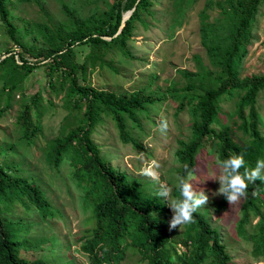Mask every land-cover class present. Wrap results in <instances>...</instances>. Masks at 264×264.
<instances>
[{
    "label": "trees",
    "instance_id": "16d2710c",
    "mask_svg": "<svg viewBox=\"0 0 264 264\" xmlns=\"http://www.w3.org/2000/svg\"><path fill=\"white\" fill-rule=\"evenodd\" d=\"M90 1L94 5L85 13L80 5L62 1L65 18L58 22H27V31L35 28L34 37H40L43 42L37 45L21 40L6 0H0L3 30L31 58L12 47L5 50L3 57L0 55V105L3 104L0 112L11 105L16 91L23 89L26 76L39 66L46 69V89L64 92L63 103L68 109L65 118L70 114L74 121L62 123L59 133L48 139L44 149L45 162L57 172L60 165L69 166L67 174L71 176L73 186L81 191V205L88 210L86 218L91 221L81 248L88 252L94 264L105 261L116 264L124 249L132 243L137 246L140 259L146 260L147 264H200L208 254L213 256L216 264H229L231 256L221 240L220 230L203 211L199 209L194 214L193 222L185 225L181 237H173L167 221L171 214L169 206L155 195L158 185H153L151 179L131 176L113 165L101 153L91 132L102 113L108 114L121 140L140 145L129 129L128 121L142 126L140 117L148 116L150 109L156 107V102L168 92L178 100L176 112L186 108L191 119L188 137L177 139L174 152L178 165L173 198L179 197L178 177L185 176L186 170L194 172L197 153L206 139L216 141L215 150L220 161L243 152L247 167H254L258 159H264V135L259 129L256 106L258 94L264 90V72L241 75L240 67L252 41L253 26L263 0H204L198 10V28L207 61L197 56L196 69L177 67L185 78L184 84L177 86L173 81L165 88L166 92L149 88V85L115 91L89 82V68L112 64L106 58L108 52L119 51L125 60L136 57L130 48V40L136 22L146 24L145 15L152 13L153 3V0ZM194 1L172 0L173 12L181 13L183 18ZM214 8L218 11L210 15V9ZM130 9L129 16L122 22L123 11ZM79 45L88 47L82 60L77 58ZM150 77L152 79L156 74L151 73ZM41 89L45 88L37 89L29 100H19L16 122L20 139L26 145H30L42 130ZM225 97L234 98L233 114L237 115L238 121H233L238 122L236 127L242 132V142L234 139L231 125L221 121L220 101ZM47 99L51 101L50 97ZM6 148L3 146V155L0 154V264H53L41 257L21 255V248H27L30 243L40 247L42 239L28 240L27 232L33 222L28 215L14 219L6 214L17 207V203L26 211L36 210L42 219L54 216L60 210L35 181L38 175L9 158ZM227 203L220 195L215 201L216 210L225 208ZM262 207L264 181L257 179L249 184L248 194L242 199L237 224L240 227L248 211L258 216L251 238L252 252L260 256H264ZM55 239L53 236L50 248ZM177 243L185 248H179ZM61 261V264H69V261Z\"/></svg>",
    "mask_w": 264,
    "mask_h": 264
},
{
    "label": "rangeland",
    "instance_id": "374dc122",
    "mask_svg": "<svg viewBox=\"0 0 264 264\" xmlns=\"http://www.w3.org/2000/svg\"><path fill=\"white\" fill-rule=\"evenodd\" d=\"M64 1L69 5L81 6L83 13L94 5L90 0H6L10 9V18L17 26V33L26 44L41 45L40 37L35 38V28L27 31V22L46 21L47 23L58 22L65 18L61 7ZM204 0H195L184 13L174 11L172 0H153L151 4L152 13L145 15L146 24L137 21L134 33L130 40V48L136 57L125 60L119 51H111L106 54L111 65L104 64L89 68V82L100 88H108L115 91L132 90L142 85H149V88H160L166 92V87L174 81L177 86L184 84L185 78L176 69L177 67L194 70L197 68V56L204 62L207 61L205 49L200 42L199 36V15L198 10L202 7ZM102 5L103 4H99ZM79 6V7H80ZM217 8L210 9V15H214ZM126 10L123 11V15ZM182 21L179 23V21ZM8 47L14 51L28 52L17 45L3 30L0 20V55L4 54ZM88 51L86 45L77 46V58L82 60ZM29 59L30 56H28ZM114 68V69H113ZM46 69L39 66L33 69L25 78L23 89L16 91L11 105L0 112V154L3 155V146H6L9 158L19 162L23 168L38 175L36 182L44 189L47 197L53 205L60 210L54 216H47L42 219L36 210L26 209L19 203L7 216L14 219L18 217L33 220L30 225L27 238L30 242L35 239H42L40 247L30 244L27 248H21V255L33 258L41 257L44 260L52 261L53 264H61V260L69 261V264H94L87 251L81 248L84 237L88 234L90 220L87 219L88 210L81 205L78 187H74L67 172L68 164L60 165V170H51L45 162V152L49 138L57 135L62 123H72L74 117L69 114L65 118L68 109L63 103V91L58 93L46 89ZM264 72V0L259 7L256 20L253 26V38L248 45V51L242 60L240 74H251ZM155 73L156 77H150ZM43 93L41 115L42 130L34 138L30 145H26L20 139V129L16 122V115L19 112V100H29V96L37 89ZM166 97L157 101V106L150 109L148 116H141V125H132L128 121L131 133L136 137L140 145L132 142H124L118 135L117 127L110 115L102 113L91 132L93 140L99 144L101 153L110 162L125 170L131 176L141 180L149 181L150 178L141 174L146 166L158 164L157 171L161 181L166 182L173 188L177 181L176 166L178 160L175 156L177 139H186L190 133V115L187 109L176 112L178 100L173 99L168 92ZM47 97L51 98L48 101ZM2 102V101H1ZM1 105H3L1 103ZM0 105V106H1ZM257 110L259 117V129L264 135V90H261L257 97ZM221 121H227L234 129V139L242 142V132L236 127L237 115L233 114L234 98L225 97L220 101ZM229 114V115H227ZM166 119L169 122V130L161 135L159 122ZM235 122V123H234ZM12 145V147H11ZM216 141L206 139L205 144L199 149L196 156V166L193 181L197 190L203 188L209 195V202L200 210L209 217L212 224L218 227L221 240L230 254L229 264H264V256L255 255L252 252V238L254 223L258 216L248 211L247 218L238 227L242 199L235 203H227V206L220 211L215 208V201L220 195L213 196L214 190L220 187L219 181L210 178L211 175H219V163L215 150ZM2 157V156H1ZM153 185H157L153 183ZM173 198V196L171 197ZM169 206V205H168ZM168 217V226L173 237H181L185 225L180 228H170V221L174 215ZM264 211V207H262ZM54 240L53 248L51 239ZM178 247L185 246L177 243ZM60 259V261L58 260ZM103 264H108L106 261ZM116 264H147L146 260L140 259V253L135 244H130L124 249L122 258ZM200 264H216L213 256L208 254Z\"/></svg>",
    "mask_w": 264,
    "mask_h": 264
},
{
    "label": "clouds",
    "instance_id": "9594fccd",
    "mask_svg": "<svg viewBox=\"0 0 264 264\" xmlns=\"http://www.w3.org/2000/svg\"><path fill=\"white\" fill-rule=\"evenodd\" d=\"M264 119V114H261ZM159 132L164 135L169 130V122L161 119L159 122ZM158 164L146 166L141 174L150 178L158 188L156 197L167 203L174 215L170 221V228L190 224L193 222L194 214L205 207L209 202V195L203 189L197 190L193 184L196 180L191 171L186 170L185 176L178 177L176 188L179 190L178 198H171L173 188L168 183L161 181L157 169ZM243 169V171H241ZM210 178L218 180L220 187L214 190L212 195H223L230 204H235L245 198L248 194L249 184L257 179L264 181V159H258L255 166L247 167L244 153L233 154L219 163V175H211ZM256 190L253 191L255 194Z\"/></svg>",
    "mask_w": 264,
    "mask_h": 264
},
{
    "label": "water",
    "instance_id": "95a60500",
    "mask_svg": "<svg viewBox=\"0 0 264 264\" xmlns=\"http://www.w3.org/2000/svg\"><path fill=\"white\" fill-rule=\"evenodd\" d=\"M130 12H131V9H130V10H127V11L125 12V14H124L123 17H122V22H124V19L127 18V17L129 16ZM4 55H5V54H2V57H3Z\"/></svg>",
    "mask_w": 264,
    "mask_h": 264
}]
</instances>
